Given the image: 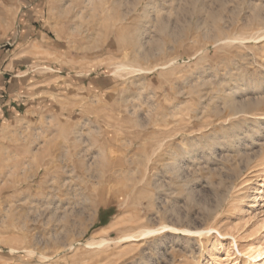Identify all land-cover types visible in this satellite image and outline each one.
<instances>
[{"label":"rangeland","instance_id":"obj_1","mask_svg":"<svg viewBox=\"0 0 264 264\" xmlns=\"http://www.w3.org/2000/svg\"><path fill=\"white\" fill-rule=\"evenodd\" d=\"M0 67L36 104L0 138V264L264 249V0H0ZM164 225L212 232L119 240Z\"/></svg>","mask_w":264,"mask_h":264},{"label":"crops","instance_id":"obj_2","mask_svg":"<svg viewBox=\"0 0 264 264\" xmlns=\"http://www.w3.org/2000/svg\"><path fill=\"white\" fill-rule=\"evenodd\" d=\"M8 74L4 68L0 67V138L4 134V130L18 118L34 113L36 105L22 98L26 95L22 90L24 87L19 83H14L16 80L10 79ZM27 88L29 87L27 86ZM22 106L24 110H21ZM106 214L107 211L103 209L102 220L105 219Z\"/></svg>","mask_w":264,"mask_h":264},{"label":"bare ground","instance_id":"obj_3","mask_svg":"<svg viewBox=\"0 0 264 264\" xmlns=\"http://www.w3.org/2000/svg\"><path fill=\"white\" fill-rule=\"evenodd\" d=\"M253 191L255 193V200H254V205H251V207H256V209H258V205L257 203L261 202L262 199V195L264 193V171L262 172V176L259 177L258 182L255 184V186L253 187ZM65 225V224H64ZM162 231H173V232H180L184 235H205V234H210L212 232V229H202V230H191V229H180V228H176L174 226L171 225H164L162 228H158V229H144L141 230L140 233L138 232V234H125L124 237L120 238V241H126V240H140L142 238L148 237V236H152L154 234H158L159 232L162 233ZM109 242L105 239H101V240H93L91 242L88 243L89 247H103L105 245H107ZM264 248V247H263ZM11 251L15 252L16 249L12 248ZM32 253V252H30ZM246 255H249V257L253 260L251 264H264V260L261 261L263 255H264V249L261 248H251L249 250V248L246 250L245 252ZM44 259H48V256L43 255Z\"/></svg>","mask_w":264,"mask_h":264}]
</instances>
